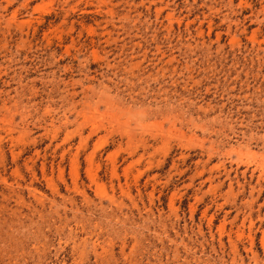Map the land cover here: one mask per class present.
Here are the masks:
<instances>
[{
	"label": "rangeland",
	"instance_id": "374dc122",
	"mask_svg": "<svg viewBox=\"0 0 264 264\" xmlns=\"http://www.w3.org/2000/svg\"><path fill=\"white\" fill-rule=\"evenodd\" d=\"M0 264H264V0H0Z\"/></svg>",
	"mask_w": 264,
	"mask_h": 264
}]
</instances>
